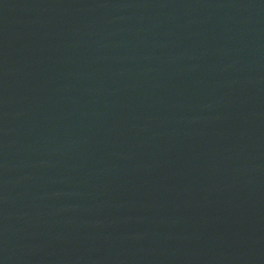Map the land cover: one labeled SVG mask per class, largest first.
Segmentation results:
<instances>
[{"label":"water","instance_id":"obj_1","mask_svg":"<svg viewBox=\"0 0 264 264\" xmlns=\"http://www.w3.org/2000/svg\"><path fill=\"white\" fill-rule=\"evenodd\" d=\"M0 264H264V0H0Z\"/></svg>","mask_w":264,"mask_h":264}]
</instances>
